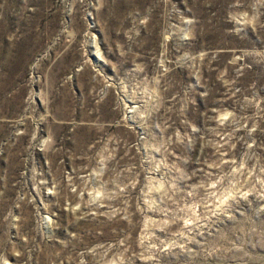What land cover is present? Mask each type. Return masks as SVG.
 <instances>
[{
    "label": "rangeland",
    "instance_id": "obj_1",
    "mask_svg": "<svg viewBox=\"0 0 264 264\" xmlns=\"http://www.w3.org/2000/svg\"><path fill=\"white\" fill-rule=\"evenodd\" d=\"M0 264H264V0H0Z\"/></svg>",
    "mask_w": 264,
    "mask_h": 264
}]
</instances>
